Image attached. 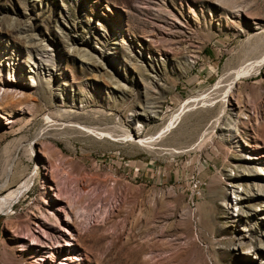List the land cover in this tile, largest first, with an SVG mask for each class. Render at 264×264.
<instances>
[{"label": "rangeland", "instance_id": "rangeland-1", "mask_svg": "<svg viewBox=\"0 0 264 264\" xmlns=\"http://www.w3.org/2000/svg\"><path fill=\"white\" fill-rule=\"evenodd\" d=\"M241 5L0 0V264H264V0Z\"/></svg>", "mask_w": 264, "mask_h": 264}, {"label": "bare ground", "instance_id": "bare-ground-1", "mask_svg": "<svg viewBox=\"0 0 264 264\" xmlns=\"http://www.w3.org/2000/svg\"><path fill=\"white\" fill-rule=\"evenodd\" d=\"M243 1H245V0H219V2L220 3H222V4H224V5H227V6H229L230 8H232V9H234L237 13L239 12H245V13H249L248 11L249 10H246V6H244L243 7V5H241L242 4V2ZM254 9H257V8H254ZM43 51L44 50H42V48L41 49H39V50H36L33 54L32 53H30L29 54V56H30V58H31V61H32V63L34 64V66H35V75L34 76H30V78H31V80L30 81H32L31 83H33V80L32 79H34V81H35V83H36V85H38L39 83H41V81L42 80H44V82H48V81H46V79L43 77L42 78V76L43 75H41V73H39L41 70H46V75L47 76H45V77H47V79L48 78H50L51 77V72H50V70H51V67H52V64L50 63V61L51 60H49V58L47 59V58H43L42 57V54H43ZM105 57H107V55H105ZM1 59H3V58H0V61H1ZM9 60H11L10 58H6V61L8 62ZM2 61H4V59L2 60ZM262 62V61H261ZM2 63V62H1ZM14 64V63H13ZM13 64H11L12 65V68H13ZM50 64H51V66H50ZM261 64L262 63H260L259 62V64H256L257 65V67H256V69L257 70H259V68H260V66H261ZM2 65V66H1ZM4 65H7L8 66V69L7 70H9V66H10V62H8V63H5V62H3L2 64H0V70L1 69H3L4 68ZM18 68H21V66L19 65V67ZM39 71L38 73H36V71ZM53 70V69H52ZM154 70V69H153ZM30 72V71H29ZM38 74V75H37ZM239 75V74H238ZM245 76H247V77H250V76H253V74L252 73H248L247 75H245ZM244 76V77H245ZM35 77H36V79H35ZM236 78H238V76H234V78H233V81H234V79H236ZM43 82V81H42ZM38 83V84H37ZM42 84V83H41ZM5 94V93H4ZM7 95V94H6ZM7 97V96H6ZM14 97V96H13ZM11 99H12V97H11ZM1 101L3 100V97H2V99H0ZM8 100V99H7ZM225 101V100H224ZM3 102V101H2ZM224 103V102H223ZM223 109H224V107H223ZM158 111H155L154 113H157ZM224 113V112H223ZM225 115H222L221 117H222V126L224 127V128H220V127H218L217 128V131H219L220 132V134H221V136H224V134H222L224 131L225 132H228V133H230V128H229V126L232 124V118H231V115H228V113H224ZM137 115H142V116H146V118L150 115V114H148V112L147 111H145L144 109H143V114L142 113H139V114H137ZM152 115H153V113H152ZM149 117H151V116H149ZM220 117V118H221ZM221 120V119H220ZM30 143L31 142H29V141H26V144H27V146H29V149H31V151H32V148H31V145H30ZM32 144V143H31ZM144 146H147V145H144ZM30 151V152H31ZM29 152V153H30ZM32 153V152H31ZM251 159H258V157H254V156H251L250 157ZM259 158H261L260 156H259ZM253 171V170H252ZM250 172L251 173V175H255L256 173H253V172ZM257 172V171H256ZM256 176V175H255ZM13 179V178H12ZM6 180V179H5ZM16 180V179H15ZM21 181H23V180H20V182ZM4 182V181H3ZM5 183L6 182H4V184H2L1 186H0V190L1 191H7V192H9V194L10 193H12L11 194V196L9 197V198H7V199H0V209L7 203V201L14 195H16L17 194V192H18V190L20 189V187L21 186H23L21 183H19L18 185H19V187H18V189L17 190H11L12 189V182L11 183H9V184H7V185H5ZM27 183V182H26ZM21 184V185H20ZM251 185V188L253 189V188H255L256 189V191H258L259 193H261V195H263L264 196V184H255L254 183V181H253V183H250ZM17 185V184H16ZM20 194V193H19ZM14 198V197H13ZM234 199V201L235 200H237L238 199V197H234L233 198ZM10 201V200H9ZM8 204V203H7ZM6 206V205H5ZM236 211V210H235ZM132 254V253H131ZM129 255V256H127L126 257V263H128L129 261H131L132 259H131V257H132V255ZM137 256V258L139 257V255L137 254L136 255ZM121 260V259H120ZM124 260V261H125Z\"/></svg>", "mask_w": 264, "mask_h": 264}, {"label": "built area", "instance_id": "built-area-1", "mask_svg": "<svg viewBox=\"0 0 264 264\" xmlns=\"http://www.w3.org/2000/svg\"><path fill=\"white\" fill-rule=\"evenodd\" d=\"M201 185H202V182H200V180H194L193 183H192V186L190 187V194L191 196H200L201 194Z\"/></svg>", "mask_w": 264, "mask_h": 264}]
</instances>
